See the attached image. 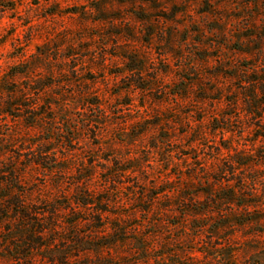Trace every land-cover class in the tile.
<instances>
[{"label": "clouds", "instance_id": "obj_1", "mask_svg": "<svg viewBox=\"0 0 264 264\" xmlns=\"http://www.w3.org/2000/svg\"><path fill=\"white\" fill-rule=\"evenodd\" d=\"M10 2V8L0 5L4 16L0 25V168H10L16 176V184L27 189L21 196L25 204L63 203V207L55 209L54 223L42 235L66 233L65 217L72 213L88 215L101 194L108 197L106 203L111 211L98 213L108 218L103 228L97 230L98 235L110 234L113 220H134L136 223L128 231L138 238L148 229H159L155 236L152 232L142 236L143 258H137L140 252L133 247L134 241L128 240L124 245L95 252H70L66 256L67 264H81L85 259L88 264H123L124 261L169 264L173 257L180 264H245L249 257L264 251V231L254 235L258 247H245V243L253 239L247 224L233 228L230 234L221 233L205 241L207 225L194 232L177 204L183 199L180 189L187 179L183 169L194 168L192 175H206L215 171L221 161H227L234 168L232 175L241 176L243 190L260 200L255 207L230 204L229 210L248 214L264 211V162L237 167L232 159L237 153L255 157L256 150L264 147V138L254 137L256 129L247 123L249 116L239 108L230 115H222L223 96L219 101H201L194 96L195 84L183 98L169 94L176 82L175 73L185 65L193 68L190 53L207 47L205 40L223 35L225 42L230 43L238 30L259 32L264 29V0H207L206 9L201 0H186L183 10L175 16L179 23L172 27L180 32L196 25L200 42L195 43V32H190L187 40L177 42L175 47L184 55L172 61L175 68L169 64L167 80L156 70L157 57L147 49L148 60L139 76L149 84L143 88L136 84L120 88L121 80L131 74L112 72L113 68L123 69L125 61L106 52L124 42L113 37L114 45L104 36L108 25L96 19L97 10L89 7L88 0ZM177 2L161 0L162 6L157 11L168 12ZM137 8L151 11L142 0L132 3L110 0L105 5V10L118 14V18L112 20L114 24H129L132 11ZM74 9L82 10L84 16ZM213 22L224 25L223 33L215 28L209 30ZM26 32L29 33L27 40L24 39ZM161 59L164 56H160ZM215 59L227 60L230 66L240 59L254 60L244 71L259 73L264 69V42L251 55L241 57L228 53ZM210 67L209 63L200 62L199 70L204 75H200L199 80L215 85L213 92L216 88L229 87L232 82L228 80L208 81L205 70ZM89 71L96 77L94 82L82 79ZM156 89L162 94L160 100L151 96ZM93 96L97 102L88 103L87 99ZM125 97L126 103L122 102ZM6 107L8 111H3ZM196 113H200L199 118ZM154 118L158 121L155 124ZM221 119L224 126L210 127L212 121ZM257 119L264 125V116ZM161 129L167 133L166 138L160 137ZM66 137L71 149L65 142ZM183 152L194 160L187 161ZM39 158L47 163L42 165ZM84 170H88L87 174ZM0 174L7 175V172ZM231 184L233 180L229 181ZM79 190L89 194L92 201L85 208L73 200ZM10 194L20 195L15 187ZM202 199L193 198L194 202ZM137 202L145 204L146 208L138 211L134 207ZM160 208L167 209V214L161 215ZM226 214L221 211V215ZM210 215L215 216V213ZM172 217L178 218V222L169 228L167 221ZM86 223L79 221L78 227ZM259 223L264 225V220ZM162 245L172 250L156 255ZM26 259L29 264H46V258L41 259L36 253ZM0 264L22 262L7 258L0 259Z\"/></svg>", "mask_w": 264, "mask_h": 264}, {"label": "rangeland", "instance_id": "obj_2", "mask_svg": "<svg viewBox=\"0 0 264 264\" xmlns=\"http://www.w3.org/2000/svg\"><path fill=\"white\" fill-rule=\"evenodd\" d=\"M124 2L125 0H116V3ZM127 2L132 3L133 0H127ZM108 3H110V0H88L89 7L97 10L96 19L108 25L104 31V36L112 41L114 45L116 40H113V37L124 42L119 47H112L106 52V55L116 56L117 59L120 58L125 61L123 69L113 68L111 69L112 72L119 74L121 71H127L131 74L121 80L120 88H127L129 84H136L141 88L148 86L149 82L139 76L148 60L147 49H151L152 54L157 57L156 70L164 74L167 80L169 64L175 68L176 64L172 61L174 59L178 60L179 55H184L183 51L180 52L175 47L177 42L187 40L190 32L197 33L193 39L197 41L195 43L200 42L199 29L196 25H191L187 30L180 32H176L172 27V24L179 23L175 20V16L183 10L186 0H178L177 3H173L168 12L157 11L162 6L161 0H142V3L151 11L146 12L145 8H137L135 11L129 9V11H132V21L129 24L112 23L113 19L118 18V14L105 10V5ZM201 3L203 8L206 9L207 0H201ZM0 5L12 7L10 0H7V2L6 0H0ZM74 11H81V17L84 16L82 10L74 9ZM3 19L4 16L0 13V25H2ZM137 24L139 28L136 27ZM164 25H168V27L164 28ZM208 28L209 30L215 28L219 33L224 31V25L216 22H213ZM24 39H29L28 32L24 34ZM261 42H264V29L259 32L256 29L238 30L233 33L232 42L230 43L225 42L223 35H220L218 39L205 40L204 44L207 47H201L190 53L192 61H194L193 68L185 65L183 69L175 73L176 82L170 88L169 94L183 98L191 92L192 85L195 84L196 92L194 96L201 101H219L223 96L225 109L222 115H230L239 108L249 116L247 123L256 129L254 137L264 138V125H261L257 119L264 116V69H261L259 73L255 71L246 73L244 70L250 68L254 60L245 61L240 59L236 64L230 66L227 60L221 62L215 59L219 55H227L228 53L241 57L251 55ZM160 56H164V59L159 60ZM185 59H188V57H185ZM202 61L211 65L209 70H205L209 82L217 81L219 83L228 80L232 82L230 86L223 90L216 88L213 92L212 89L215 85L200 81L198 77L204 75L199 70ZM82 79L94 82L96 77L89 71L84 73ZM85 87L87 88V85ZM231 89H235V91H231ZM226 93L230 94L226 95ZM161 95L159 89L151 93L154 100H160ZM87 102L95 103L97 101L93 96L88 98ZM122 102L126 103L127 98L125 97ZM3 111H8V108H4ZM199 115L200 113H196L197 118H199ZM157 122L154 118L153 124ZM224 123L223 119L220 121L214 120L211 122L210 127L213 129L222 127ZM166 136L167 133L161 129L160 137L166 138ZM65 142L71 149L68 137L65 138ZM182 155L187 157V161L194 160L192 156L187 155V152H183ZM232 159L237 167H248L252 164L264 162V147L256 150L255 157L237 153ZM39 162L42 165L47 163L43 158H39ZM195 162L198 163L199 159L197 158ZM5 171L7 175L0 174V185H2L0 187V259L12 258L21 261L22 264H29L26 258L36 253L41 259L46 258V264H67L66 256L70 252L73 254L76 250L95 252L100 248L124 245L128 240L134 241L133 247L140 252V257L137 258H143L145 255L143 251L145 242L142 236L147 232H152L155 236L159 232V229H148L141 237H134L131 231H128L136 223L134 220L121 222L113 220L110 223V234L107 236L98 235L97 230L103 228V225L108 221L107 217L98 213L111 211L106 203L108 197L101 194L97 196L94 207L88 215L72 213L65 217V224L68 225L66 233L50 232L46 236L42 235L44 230L54 223L55 209L63 207V203L61 201L51 204L41 202L39 206L25 204L21 196L27 189L16 184V176L10 168H0V172ZM204 171L205 169H201V172ZM233 171V166L227 161H221L220 166L215 171L206 175H200L199 173L192 175V172H195L194 168L183 169L184 177L187 179L183 181L184 187L180 189L183 199L177 201L178 208L182 216L188 217L190 228L194 232H199L202 227L207 225L203 236L205 241H209L212 236H221V233L230 234L233 228H240L245 224L250 225L248 233L253 234V239L248 240L245 247L255 249L258 247V243L254 239V235L258 231H264V225L259 223L264 220V211H254L248 214L246 212L234 213L229 210L228 205L230 204H235L237 207L240 205L255 207L260 203L258 197H252L243 190L241 176H233ZM87 172L88 170H84V174H87ZM225 172L228 173L227 176L224 175ZM101 178L103 179V177ZM168 179L171 180L172 177ZM230 180H233L234 184L229 185ZM13 187L17 189L20 195L10 194ZM198 197H203V199L194 202L193 198ZM150 198L151 196H149ZM73 200L78 202L81 208H85L86 205L92 203L89 194L83 190L75 192ZM134 207L138 208V211H143L146 205L137 202ZM221 211L227 214L221 215ZM212 212L215 213V216L210 215ZM44 213H47V215L45 216ZM159 213L166 215L167 209L160 208ZM37 214H40L39 218H37ZM197 216L200 218L197 219ZM79 221H87V223L81 228L78 227ZM177 222L178 218L172 217L167 221V225L171 228ZM85 232L88 235L82 236L81 233ZM53 241L56 242L53 243ZM176 247L179 248V245ZM40 249H44V251H40ZM171 250L162 245L160 251L155 254H164ZM81 264H88V261L85 259L81 261ZM106 264H110V262H106ZM123 264H130V262L124 261ZM169 264H180V262L173 257L169 259ZM245 264H264V251L249 257Z\"/></svg>", "mask_w": 264, "mask_h": 264}]
</instances>
